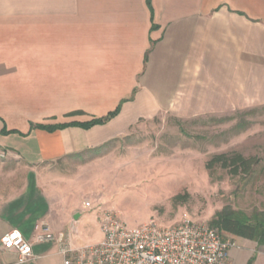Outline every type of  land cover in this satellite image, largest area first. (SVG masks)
<instances>
[{"label": "crops", "instance_id": "1", "mask_svg": "<svg viewBox=\"0 0 264 264\" xmlns=\"http://www.w3.org/2000/svg\"><path fill=\"white\" fill-rule=\"evenodd\" d=\"M260 107L264 0H0V237L31 240L45 224L61 243L33 242L23 264H63V246H86L75 240L83 209L73 178L52 164L96 160L160 114ZM117 108L88 129L31 127L85 124ZM225 238L229 264H264V244ZM0 264H19L17 254L0 247Z\"/></svg>", "mask_w": 264, "mask_h": 264}, {"label": "rangeland", "instance_id": "2", "mask_svg": "<svg viewBox=\"0 0 264 264\" xmlns=\"http://www.w3.org/2000/svg\"><path fill=\"white\" fill-rule=\"evenodd\" d=\"M232 152L255 158L257 165L239 176L219 167L206 169L214 155ZM97 155L96 160L95 154L78 156L51 167L72 177L78 190L75 202L84 222L75 239L79 245L101 241V211L114 212L129 228L149 221L165 227L185 221L209 224L227 206L247 216L264 213V107L189 118L160 114Z\"/></svg>", "mask_w": 264, "mask_h": 264}, {"label": "built area", "instance_id": "3", "mask_svg": "<svg viewBox=\"0 0 264 264\" xmlns=\"http://www.w3.org/2000/svg\"><path fill=\"white\" fill-rule=\"evenodd\" d=\"M90 207L89 202L83 205ZM97 222L101 241L80 248L63 246V264H229L232 243L207 223L185 221L165 227L149 221L129 228L112 211H101ZM33 242L61 243V239L45 224L34 226L31 240L16 230L0 237V247L15 252L19 264L33 258Z\"/></svg>", "mask_w": 264, "mask_h": 264}, {"label": "trees", "instance_id": "4", "mask_svg": "<svg viewBox=\"0 0 264 264\" xmlns=\"http://www.w3.org/2000/svg\"><path fill=\"white\" fill-rule=\"evenodd\" d=\"M149 4V0H148ZM119 112V108L108 113L105 117L94 119L85 124L71 123L63 125H32L33 129H43L54 131L62 127L78 125L83 129H88L94 125H102L114 118ZM257 165L255 158H245L241 154L232 152L229 154L214 155L205 165L208 171L219 167L227 170L232 176L246 175L252 167ZM220 231L240 239L255 241L264 244V213L247 216L242 211H235L230 207H224L217 212L209 223Z\"/></svg>", "mask_w": 264, "mask_h": 264}]
</instances>
